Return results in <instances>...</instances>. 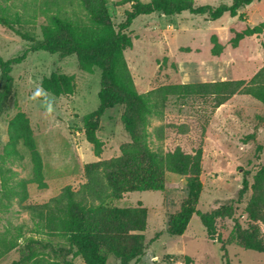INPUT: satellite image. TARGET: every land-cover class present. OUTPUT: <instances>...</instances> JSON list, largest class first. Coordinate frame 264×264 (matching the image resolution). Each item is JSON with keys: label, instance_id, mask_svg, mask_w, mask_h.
Returning a JSON list of instances; mask_svg holds the SVG:
<instances>
[{"label": "rangeland", "instance_id": "374dc122", "mask_svg": "<svg viewBox=\"0 0 264 264\" xmlns=\"http://www.w3.org/2000/svg\"><path fill=\"white\" fill-rule=\"evenodd\" d=\"M148 4L151 0H137ZM195 7L229 6L232 0H192ZM13 14L23 19L21 31L35 42L20 38L14 31L0 26V58L25 59L12 65V82L8 92L0 69V241H17V248L0 256V264H11L31 253L59 264H84L81 258L53 253L49 247L64 249L66 244L36 232L35 221L25 210L57 197L69 186L77 191L85 183V164L119 157L124 145L132 144L121 122L123 106L105 111L99 120L97 136L102 153L96 157L86 142L84 118L99 106L101 72L80 69L76 56L60 57L43 51H31L43 41L41 26L46 16L61 10L69 16L81 14L77 0H2ZM57 4L59 6L57 7ZM107 10L115 29L132 11L130 0H107ZM242 18L224 15L211 21L207 15L183 12L164 16L161 13L139 16L126 34L132 47L124 57L136 91L144 94L165 85L199 82L250 80L264 67V0L240 9ZM261 26V32L245 38L236 48L231 46L235 33ZM223 47L215 56L214 41ZM74 78L73 95L54 96L41 89V81L51 74ZM17 113L29 121L43 163L45 187L32 183V164L28 150L20 143L16 154L8 156V126ZM145 142L153 151L164 153L180 148L185 153L202 149V192L196 209L200 213L225 208L230 218L216 220L217 238L226 243L230 264H264V254L244 250L231 236L250 224L246 205L249 190L239 199L242 180L249 186L260 166L264 165V105L247 95H237L212 110L209 101L170 98L160 117L149 119L143 128ZM163 191L133 192L109 207L147 210L144 254L129 264H224L218 245L208 239L198 216L194 215L181 237L165 232L169 214L180 209L186 198L184 178L165 174ZM117 223V222H116ZM111 224V223H109ZM20 229L21 236H17ZM130 230H128L129 232ZM264 239V226H261ZM160 233L156 239V234ZM120 244L130 242L129 235ZM48 244L47 249L43 245ZM106 264H120L105 252Z\"/></svg>", "mask_w": 264, "mask_h": 264}, {"label": "trees", "instance_id": "16d2710c", "mask_svg": "<svg viewBox=\"0 0 264 264\" xmlns=\"http://www.w3.org/2000/svg\"><path fill=\"white\" fill-rule=\"evenodd\" d=\"M81 14L69 16L58 10L46 16L41 26L43 41L31 47V51H43L60 57L76 56L81 70L101 72L98 108L84 118L83 132L93 153L100 157L102 142L97 136L99 120L106 110L123 106L121 122L132 144L121 148L119 157L85 164V183L77 191L65 187L61 193L42 205H29L25 210L35 221L36 232L50 238L62 240L66 247L53 253L66 257L81 258L84 264H106L105 252H109L120 264H129L144 254V235L147 210L144 208L120 209L109 207V201H119L125 194L133 192L163 191L165 174L178 175L185 180L186 198L176 212L169 214L165 232L170 236L181 237L187 230L194 215L198 216L210 241L219 247L224 264L227 258L226 243L217 238L216 220L230 218L232 213L219 208L211 213H200L197 209L202 192V149L185 153L180 148L172 152L151 150L145 142L143 128L152 117H160L170 98H195L209 101L212 110L218 109L237 95H247L264 105V67L250 80L199 82L160 86L144 94L136 91L135 84L124 57V51L132 47V39L125 33L139 16L161 13L164 16L180 15L189 12L194 15H207L216 21L224 15L242 18L240 9L249 6L253 0H232L229 6L195 7L192 0H151L141 4L130 0L132 11L127 14L117 30L111 22L107 10V0H77ZM59 4H57V7ZM23 23L20 14H13L10 6L0 0V26L14 31L23 40H35L21 30ZM261 26L247 28L235 33L231 46L236 48L245 38L260 34ZM212 53L218 56L223 47L216 42ZM26 52L8 61L0 58V69L8 92L12 82V65L20 64ZM41 89L54 96L73 95L74 78L61 74H51L41 81ZM8 156L16 154V147L22 144L29 152L32 164L31 182L45 187L43 163L33 136L29 121L23 113H17L8 126ZM14 154V155H15ZM251 191L246 205L250 224L242 232L231 236L244 250L264 254V239L261 226H264V165L256 171L252 184L243 178L239 199ZM117 222V223H116ZM111 223V224H109ZM128 230H130L128 232ZM20 237V229H16ZM129 235L130 242L120 244L122 236ZM161 234H156V239ZM17 241L1 242L0 256L16 249ZM48 244L43 245L47 249ZM11 264H59L46 261L32 252ZM68 264H72L69 262Z\"/></svg>", "mask_w": 264, "mask_h": 264}, {"label": "crops", "instance_id": "0c3cea01", "mask_svg": "<svg viewBox=\"0 0 264 264\" xmlns=\"http://www.w3.org/2000/svg\"><path fill=\"white\" fill-rule=\"evenodd\" d=\"M145 261H146L145 258H143L142 261H141V264H144Z\"/></svg>", "mask_w": 264, "mask_h": 264}]
</instances>
